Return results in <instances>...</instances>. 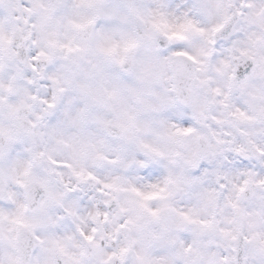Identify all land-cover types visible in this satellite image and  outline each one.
Returning a JSON list of instances; mask_svg holds the SVG:
<instances>
[{"label": "clouds", "instance_id": "1", "mask_svg": "<svg viewBox=\"0 0 264 264\" xmlns=\"http://www.w3.org/2000/svg\"><path fill=\"white\" fill-rule=\"evenodd\" d=\"M0 264H264V0H0Z\"/></svg>", "mask_w": 264, "mask_h": 264}]
</instances>
